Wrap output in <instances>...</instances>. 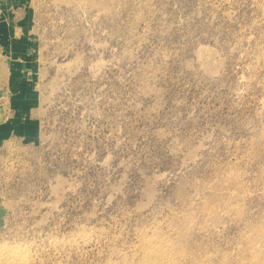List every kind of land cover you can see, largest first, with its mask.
Listing matches in <instances>:
<instances>
[{"label":"rangeland","instance_id":"obj_1","mask_svg":"<svg viewBox=\"0 0 264 264\" xmlns=\"http://www.w3.org/2000/svg\"><path fill=\"white\" fill-rule=\"evenodd\" d=\"M0 264H264V0H0Z\"/></svg>","mask_w":264,"mask_h":264}]
</instances>
